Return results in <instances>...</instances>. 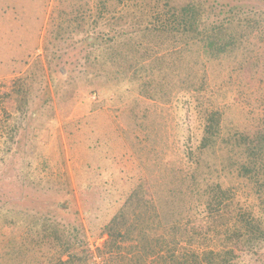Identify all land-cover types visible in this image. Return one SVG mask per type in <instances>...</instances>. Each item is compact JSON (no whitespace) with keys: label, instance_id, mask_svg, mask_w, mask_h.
<instances>
[{"label":"rangeland","instance_id":"1","mask_svg":"<svg viewBox=\"0 0 264 264\" xmlns=\"http://www.w3.org/2000/svg\"><path fill=\"white\" fill-rule=\"evenodd\" d=\"M98 2L0 0V264H53L58 258L96 264L93 253L100 256L97 249L106 238L100 226L116 210L114 203L106 206L110 199L104 188H117L114 178L85 174L82 165H100L91 151L101 144L129 176L148 181L159 212L167 215L164 221L180 218L189 227L207 229V204L213 198L207 200L184 183L194 170L184 151L198 152L208 111L222 113L226 135L257 130L264 115L260 29L244 31L237 55L204 64L201 58L180 57V47L165 44V34L146 35L137 47L124 43L113 54L143 62L146 72L139 86L122 91L118 85L117 92H110L116 84L99 79L95 86L101 91H92V75L115 74L120 62L103 70L93 60L91 43L106 47L118 34H125L119 39L124 42L135 28L122 18L116 1L109 6L118 17H107L106 28L94 25L101 15ZM221 2L219 21L233 10L236 23L249 18L247 23L264 25V0ZM143 3L148 19L158 5ZM134 11L130 8L132 18L139 17ZM21 76L28 79L31 93L23 118L5 96ZM200 86L204 90L196 91ZM209 205L228 218L223 204ZM244 260L264 264V250Z\"/></svg>","mask_w":264,"mask_h":264},{"label":"trees","instance_id":"2","mask_svg":"<svg viewBox=\"0 0 264 264\" xmlns=\"http://www.w3.org/2000/svg\"><path fill=\"white\" fill-rule=\"evenodd\" d=\"M98 1L96 11L101 15L99 20H92L94 25L99 22L104 28L109 26L110 19L107 17L117 12L115 8L111 9L109 3L116 1L117 7L121 6L122 18L130 21L135 28L126 34L128 40L124 42L119 39H124L125 34H118L106 47H101L96 41L91 43L96 53L93 60L99 61L103 70L120 62L115 74L108 71L111 75H92L91 87L96 92L101 91L95 86L99 79H104L106 84H116L109 89L110 92H117L118 85H121L122 91L139 86L138 82L146 72L143 62L129 56L126 59L128 54L118 52L115 55L113 52L119 51L124 43L133 47L141 45L142 37L146 35L165 34L168 40L165 44L178 45L180 57L183 55L195 62L201 58L204 64V61L211 63L237 55L245 42V30L264 31V25L258 28L256 20L247 23L249 18H241L238 23L234 22L233 10L230 18L219 21L222 10L218 7L223 6L222 0H153L158 10L148 19L143 10L144 0ZM130 8L135 9L139 17L132 18ZM261 17L264 18V15ZM103 19L108 22L103 23ZM259 39L264 41V33ZM28 84L26 77H18L11 92L5 94L9 105L21 118L28 110L31 94ZM197 90H204V86ZM207 114L198 152L184 151V156L194 164V170L187 175L184 183L207 200L213 198L209 204H223L228 218L207 204L209 226L206 230L189 227L180 222V218L164 221L167 215L159 212L148 181L129 176L120 159L108 153L101 144L91 151L96 154L95 162L97 160L100 165L91 169L86 164L82 166L83 173L96 171L97 177L103 181L114 178V186L120 190L113 189L112 184L104 188L110 199L106 206L109 208L114 203L116 208L100 226L101 234L106 238L97 253L103 257L104 264H245V256L257 255L264 250V115L257 130H237L226 135L222 113L212 110ZM221 144L226 146L216 156ZM95 145L93 143L92 147ZM209 152L212 157L208 156ZM214 172L218 181L213 178ZM211 219H214L212 224ZM103 254L107 255V259ZM58 260L53 264H72L70 260L63 263Z\"/></svg>","mask_w":264,"mask_h":264},{"label":"built area","instance_id":"3","mask_svg":"<svg viewBox=\"0 0 264 264\" xmlns=\"http://www.w3.org/2000/svg\"><path fill=\"white\" fill-rule=\"evenodd\" d=\"M89 248L90 249H94L93 246L90 244L89 245ZM90 251V250H89ZM92 261H94L96 264H104V259L102 256H98L97 254L93 253V256H92Z\"/></svg>","mask_w":264,"mask_h":264}]
</instances>
